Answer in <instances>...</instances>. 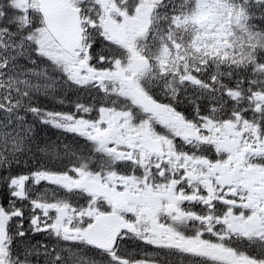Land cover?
Returning <instances> with one entry per match:
<instances>
[{
	"label": "snow or ice",
	"instance_id": "1",
	"mask_svg": "<svg viewBox=\"0 0 264 264\" xmlns=\"http://www.w3.org/2000/svg\"><path fill=\"white\" fill-rule=\"evenodd\" d=\"M0 264H264V0H0Z\"/></svg>",
	"mask_w": 264,
	"mask_h": 264
},
{
	"label": "trees",
	"instance_id": "2",
	"mask_svg": "<svg viewBox=\"0 0 264 264\" xmlns=\"http://www.w3.org/2000/svg\"><path fill=\"white\" fill-rule=\"evenodd\" d=\"M43 103H47L42 101ZM47 105H52L51 102H48ZM29 123L33 122V118H30V115L27 117ZM46 133V130L39 129V123L38 121L35 122L34 126V141H33V151L36 153V159L40 160L41 162L45 161L47 159V154L44 151H41L44 149L47 145L50 144H60L58 141H55L54 139L50 140H43L41 138V135Z\"/></svg>",
	"mask_w": 264,
	"mask_h": 264
},
{
	"label": "flooded vegetation",
	"instance_id": "3",
	"mask_svg": "<svg viewBox=\"0 0 264 264\" xmlns=\"http://www.w3.org/2000/svg\"><path fill=\"white\" fill-rule=\"evenodd\" d=\"M43 185L41 186V191L43 190ZM129 247L130 248H132V247H135V244H134V242H130V245H129ZM141 247H143V246H141ZM146 251H151V249L150 248H148V249H145Z\"/></svg>",
	"mask_w": 264,
	"mask_h": 264
}]
</instances>
